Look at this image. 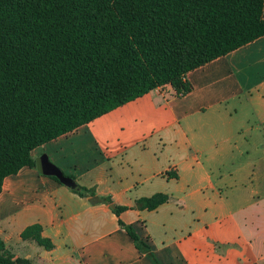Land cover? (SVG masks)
Here are the masks:
<instances>
[{
    "label": "crops",
    "instance_id": "obj_1",
    "mask_svg": "<svg viewBox=\"0 0 264 264\" xmlns=\"http://www.w3.org/2000/svg\"><path fill=\"white\" fill-rule=\"evenodd\" d=\"M33 151L93 190L38 169L8 177L0 238L31 264H264V37ZM170 197L154 211L136 202ZM102 203L93 205L90 198ZM110 199L112 204L104 200ZM111 205L127 207L117 217ZM244 216L243 224L236 216ZM248 218V224L245 225ZM134 225L155 258L120 226ZM39 224L54 244L23 241Z\"/></svg>",
    "mask_w": 264,
    "mask_h": 264
},
{
    "label": "trees",
    "instance_id": "obj_2",
    "mask_svg": "<svg viewBox=\"0 0 264 264\" xmlns=\"http://www.w3.org/2000/svg\"><path fill=\"white\" fill-rule=\"evenodd\" d=\"M262 37L264 0H0V194L25 167L47 174L32 157L37 148L158 88L187 95L190 72ZM73 192L94 195L81 186ZM169 200L156 194L136 209ZM119 224L155 258L148 238ZM21 238L55 247L39 224ZM0 264L31 262L0 238Z\"/></svg>",
    "mask_w": 264,
    "mask_h": 264
},
{
    "label": "water",
    "instance_id": "obj_3",
    "mask_svg": "<svg viewBox=\"0 0 264 264\" xmlns=\"http://www.w3.org/2000/svg\"><path fill=\"white\" fill-rule=\"evenodd\" d=\"M41 164H42V167L44 168L45 172L49 176H55L56 178H58L60 180V182L64 186L68 187L72 191H79L80 190V186L78 185V183L74 179L64 176L62 171L57 166H55L54 164L49 162V160L46 156L43 157ZM90 202L93 205H97V204L102 203L103 200L101 198L95 196V197L90 198ZM110 208L112 210H114L115 206L111 205Z\"/></svg>",
    "mask_w": 264,
    "mask_h": 264
},
{
    "label": "rangeland",
    "instance_id": "obj_4",
    "mask_svg": "<svg viewBox=\"0 0 264 264\" xmlns=\"http://www.w3.org/2000/svg\"><path fill=\"white\" fill-rule=\"evenodd\" d=\"M236 218L238 219V221H240L241 224H243L244 219H245L244 216L240 215V216H236ZM248 218H249V217L247 216V219H246L245 225L248 224Z\"/></svg>",
    "mask_w": 264,
    "mask_h": 264
},
{
    "label": "built area",
    "instance_id": "obj_5",
    "mask_svg": "<svg viewBox=\"0 0 264 264\" xmlns=\"http://www.w3.org/2000/svg\"><path fill=\"white\" fill-rule=\"evenodd\" d=\"M181 96H183V95L181 94Z\"/></svg>",
    "mask_w": 264,
    "mask_h": 264
}]
</instances>
